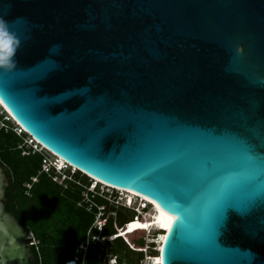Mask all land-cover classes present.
<instances>
[{"label":"water","instance_id":"95a60500","mask_svg":"<svg viewBox=\"0 0 264 264\" xmlns=\"http://www.w3.org/2000/svg\"><path fill=\"white\" fill-rule=\"evenodd\" d=\"M0 18L23 41L5 109L173 216L161 264H264V0H0ZM7 186L0 165V264H34Z\"/></svg>","mask_w":264,"mask_h":264},{"label":"trees","instance_id":"16d2710c","mask_svg":"<svg viewBox=\"0 0 264 264\" xmlns=\"http://www.w3.org/2000/svg\"><path fill=\"white\" fill-rule=\"evenodd\" d=\"M8 123V127H0V165L8 180L6 210L39 240L38 251L31 247L34 264H102L97 251L105 248L107 252L104 253L116 255L124 251L127 264H139L130 258L129 255L135 252L122 237H116L111 244L106 241L105 248L90 238L83 262L84 250L80 245L87 240L89 232L90 236L107 237L117 233L116 227L131 222L120 229V235L126 236L135 230L145 232V221L140 216L133 218V211L89 192L92 201L104 207L99 218L102 228L95 227L98 209L93 205L89 207V203L83 200L84 186L91 182L89 177L77 172L73 175L75 181H54V171L47 173L42 169L44 154L27 146L26 137L29 135L19 136L11 122ZM76 181H81L84 186ZM137 221H140L141 228L137 227ZM137 254H140L139 261L143 253Z\"/></svg>","mask_w":264,"mask_h":264},{"label":"built area","instance_id":"2783aa9c","mask_svg":"<svg viewBox=\"0 0 264 264\" xmlns=\"http://www.w3.org/2000/svg\"><path fill=\"white\" fill-rule=\"evenodd\" d=\"M0 109L3 110L1 108V106H0ZM0 115H3L4 118L6 119V121H11V117L8 116L7 113L4 110H3L2 113H0ZM0 127H8L7 123L4 120H2V119H0ZM15 127L16 128H14V131L19 136H24V134H27L26 131L22 127H18V126H15ZM27 144L29 146H32L34 151H37V152H40V153L44 154L43 168L42 169L45 172L51 173L54 167L57 168V170L60 171V174H61L60 176L56 175V174L53 175V180L54 181L65 182L66 180H69V179L72 180V181H75L74 176L72 177L71 174L68 175L67 173H63V171L65 169H69V170L72 171L73 174H76L78 172V170L75 167H73L71 165H68V163H64V168L63 169L61 167H59L57 165L58 157H56L54 154L50 153L47 149H45L41 144H39L30 135H29V142ZM44 152H49L51 155H53L55 157V160H51L50 157L47 154H45ZM76 183L79 184L80 186H84L81 181H76ZM28 186H30V185H28ZM98 186H99V184L97 183V181H95L93 184H89L88 186H84L86 189H85V192H83V195H84L83 200L85 202L89 203V207H91L93 205V206H96L97 209H98L96 220H95V223H94V226L97 227L98 229L102 228V224L100 223L99 218L103 214L104 207L101 206V205H98L97 203L92 201L91 196L88 195L89 192H92L93 194H97V195L105 198L106 200H108L112 204H115L117 206H122V207H125V208L133 211L134 212L133 218H137L139 216H144L145 213L142 212V210H143L142 208L143 207H140V204L138 206H136V207L134 206V204H128V203L126 204L125 198L122 197V194L114 196L112 192L108 193L105 189L104 190H99L97 188ZM106 189H108V188H106ZM146 205H147L146 207H149V204H146ZM130 223L131 222L125 223L123 227H116L117 232L120 233V229L124 228L125 226L129 225ZM150 235H152V234H150ZM90 238L94 242H99V243L103 242V241H101V238L105 239V241L114 240V236L113 235H109L107 237L90 236V232H89L88 235H87V240L80 245V248H82L84 250L83 257H82L83 262L85 260V255H86V252H87L88 243L90 241ZM157 240H158L157 237H148L146 239V247L137 248V250L140 249L139 251H141L142 253L145 254L144 258L141 259L140 264H155L153 260L158 258L157 254L159 253V249L161 247L160 246V242H157ZM28 241H29V244H30L31 247H35L37 251L39 250V243L40 242L36 238L35 234L32 231H28ZM127 241L130 243L129 245L133 249H136L135 248V244L131 243L128 239H127ZM154 252H156L155 255H154ZM75 259L79 260L78 257H76ZM113 262H114V264H119V262L117 261V258H112V257L108 260L107 264H113Z\"/></svg>","mask_w":264,"mask_h":264},{"label":"rangeland","instance_id":"374dc122","mask_svg":"<svg viewBox=\"0 0 264 264\" xmlns=\"http://www.w3.org/2000/svg\"><path fill=\"white\" fill-rule=\"evenodd\" d=\"M3 110L0 109V113H2ZM11 124L13 125V127H15L16 125L14 124V122L10 121ZM16 128V127H15ZM27 140H29V137H26ZM45 154H47L51 160H55V157L53 155H51L49 152H44ZM69 170V169H68ZM70 173L72 174V171L69 170ZM36 180V179H35ZM88 181H90L88 179ZM99 190H106L108 193L112 192L114 196L119 195V193L117 191L112 190L111 188L106 189V187L103 186H98L97 187ZM121 194H123L121 192ZM126 196V194H123L122 197L124 198ZM128 196V195H127ZM132 200V204L135 202V198H131ZM139 205L138 200L135 202V207ZM132 212V211H131ZM115 215V214H114ZM163 215H161L160 213L157 212V210L153 209L152 207L149 208V210L147 211V213L144 214V216H140V218L145 221V226H146V230L145 232L143 230H135L134 232H131L130 235H126L125 237L133 244H135V248L133 249L129 244L128 241H126L124 238L123 240L125 241V243L127 244V246L135 253H131L129 256L130 258L133 260L134 263H139L141 262V260L138 261V257L140 256V254L137 253H142L141 251L137 250V248L139 247H146V239L148 237H156L158 236V234L160 233H164V231L166 230V223L167 220L164 219L162 217ZM139 218V217H138ZM136 225L138 228H141L140 226V221L136 222ZM152 232V233H151ZM152 234V235H150ZM154 234V235H153ZM166 234V233H165ZM101 241H103L101 243V245L105 248V244L106 241L105 239L101 238ZM109 243L111 244V240H108ZM150 241V240H149ZM98 252V256L101 258L102 260V264H107L108 260L112 257V258H117V261L120 264V260L122 261V264H127V260H126V255L125 252L122 251L121 253H118V255L116 254H112V253H104L107 252V249L105 248L104 250L100 249L97 251ZM156 254V252H154V255ZM145 254L143 253L142 258H144Z\"/></svg>","mask_w":264,"mask_h":264},{"label":"clouds","instance_id":"9594fccd","mask_svg":"<svg viewBox=\"0 0 264 264\" xmlns=\"http://www.w3.org/2000/svg\"><path fill=\"white\" fill-rule=\"evenodd\" d=\"M26 23L27 21L23 18H18L16 21L12 22L13 25ZM22 43L23 41L17 34V31L10 28V22L3 18H0V69H2L4 72H13L17 69L18 61L16 60V55L18 50L22 46ZM58 47V45H54L52 51H55ZM0 119L4 120L6 123L10 122L6 121L3 115H0ZM14 128L15 127H13V129ZM27 146L32 148V146H29L28 144ZM52 171H54L56 175H61L60 171L55 167ZM63 173H67L68 175L71 174L68 169H65ZM73 175L74 174L72 173L71 176L73 177ZM149 208L150 207H148L145 213H147Z\"/></svg>","mask_w":264,"mask_h":264},{"label":"bare ground","instance_id":"6f19581e","mask_svg":"<svg viewBox=\"0 0 264 264\" xmlns=\"http://www.w3.org/2000/svg\"><path fill=\"white\" fill-rule=\"evenodd\" d=\"M0 105L3 106V107H5L4 104L1 102V100H0ZM6 110H7V109H6ZM9 113H10V112H9ZM43 147H44V146H43ZM56 157H58V156H56ZM64 163H66V162H65L62 158L58 157V159H57V165L63 169V168H64ZM68 165H69V164H68ZM96 181L99 182L98 179H96ZM120 191H122V192H128L129 195L125 193L126 196L128 195V196H127V198H128L127 203H128V204H132V200H131V198H133V199L135 198V199H136L135 202H136V201L138 200V197H141V196H138L137 194H135L134 192H131V191H128V190H121V189H120ZM141 198L146 199L147 201H150L151 204H152V208L155 209V210H157V211H159L160 213H162V215H163V216L165 217V219L167 220V223H166V230L164 231V233H160V234H158V236H156V237L158 238L157 242H160L161 245H162V243H163V241H164V239H165V233H167V231L170 229V226H171L172 222L174 221V217L171 216L166 210H163V209L159 208V207H158L154 202H152L150 199H148V198H144V197H141ZM135 202H134L133 204H135ZM161 237H164V239H161ZM161 248H162V247H160V249H159V253L157 254L158 258L153 260L155 264H161Z\"/></svg>","mask_w":264,"mask_h":264},{"label":"snow or ice","instance_id":"6c2138e0","mask_svg":"<svg viewBox=\"0 0 264 264\" xmlns=\"http://www.w3.org/2000/svg\"><path fill=\"white\" fill-rule=\"evenodd\" d=\"M161 239H164V237H161Z\"/></svg>","mask_w":264,"mask_h":264},{"label":"flooded vegetation","instance_id":"af4514ba","mask_svg":"<svg viewBox=\"0 0 264 264\" xmlns=\"http://www.w3.org/2000/svg\"><path fill=\"white\" fill-rule=\"evenodd\" d=\"M33 263H34V259H33V261H32Z\"/></svg>","mask_w":264,"mask_h":264}]
</instances>
